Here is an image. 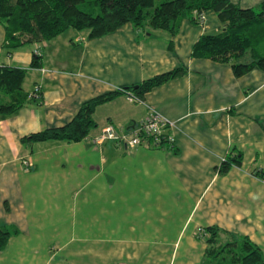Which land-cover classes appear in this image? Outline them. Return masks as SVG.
Masks as SVG:
<instances>
[{"label": "crops", "instance_id": "obj_1", "mask_svg": "<svg viewBox=\"0 0 264 264\" xmlns=\"http://www.w3.org/2000/svg\"><path fill=\"white\" fill-rule=\"evenodd\" d=\"M232 1L259 9L264 0ZM205 15L203 23L186 16L176 35L132 23L101 37L71 28L12 53L0 25V65L28 68L24 89L42 94L0 115V225L19 229L0 264H204L197 232L209 226L250 238L264 254V70L236 76L230 63L194 56L203 35L226 25ZM37 48L41 65L32 67ZM179 67L185 73L142 102L122 93L98 105L82 140L21 141L67 124L89 99ZM152 109L176 123L174 145L95 140L110 124L129 132Z\"/></svg>", "mask_w": 264, "mask_h": 264}, {"label": "trees", "instance_id": "obj_2", "mask_svg": "<svg viewBox=\"0 0 264 264\" xmlns=\"http://www.w3.org/2000/svg\"><path fill=\"white\" fill-rule=\"evenodd\" d=\"M214 11L226 22L223 32L203 35L193 55L230 63L234 74L242 76L253 68L264 70V1L259 9L242 7L232 0H0V25L6 31L4 47L12 53L28 43H44L67 30L88 29L90 37H101L132 23L136 27L166 29L176 35L182 20L194 12ZM34 55L32 67L41 65ZM185 73L172 69L141 83L120 87L85 101L75 117L63 126L51 127L22 138L25 147L47 140L79 141L97 125L94 112L98 105L125 93L143 100L145 94ZM28 68L0 65V115H10L27 104L39 103L24 89ZM242 155L229 157L219 167L225 173L242 162ZM207 247L204 264H264L261 248L246 236L230 234L218 226L206 228ZM19 229L0 225V250Z\"/></svg>", "mask_w": 264, "mask_h": 264}, {"label": "built area", "instance_id": "obj_3", "mask_svg": "<svg viewBox=\"0 0 264 264\" xmlns=\"http://www.w3.org/2000/svg\"><path fill=\"white\" fill-rule=\"evenodd\" d=\"M206 12H194V16L199 23L205 21ZM36 55H40V49L35 50ZM133 101L142 102L132 95H128ZM30 98H41L40 86H36L33 92L29 94ZM176 127V123L164 116L155 109H152L147 117V119L138 127L131 128L129 132H123L118 135L113 125H108L103 129L100 136L96 137V141L104 142L107 139H114L123 142L126 147H134L140 145H146L149 147H160L164 144L174 145L175 136L171 132L172 129ZM26 169H30L31 163L25 161ZM207 231L205 228L200 227L197 232L198 238H205Z\"/></svg>", "mask_w": 264, "mask_h": 264}, {"label": "rangeland", "instance_id": "obj_4", "mask_svg": "<svg viewBox=\"0 0 264 264\" xmlns=\"http://www.w3.org/2000/svg\"><path fill=\"white\" fill-rule=\"evenodd\" d=\"M162 1H164V0H155V2H156V4H159L160 2H162ZM146 27V26H145ZM220 30V29H219ZM75 33H79V34H81L82 36H84V37H90L89 36V34H90V31L88 30V29H84V30H76L75 31V29L73 30ZM79 31V32H78ZM223 31V29H221L220 31H216V33H214V34H219V33H221ZM68 33H70V32H68ZM67 33V34H68ZM167 34H168V32H166ZM67 34H65V35H67Z\"/></svg>", "mask_w": 264, "mask_h": 264}]
</instances>
